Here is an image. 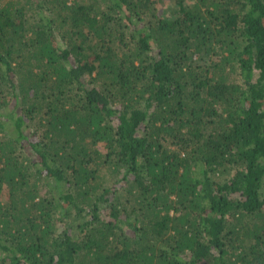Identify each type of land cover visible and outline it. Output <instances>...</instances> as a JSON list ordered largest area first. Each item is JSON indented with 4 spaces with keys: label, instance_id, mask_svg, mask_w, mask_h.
<instances>
[{
    "label": "trees",
    "instance_id": "trees-1",
    "mask_svg": "<svg viewBox=\"0 0 264 264\" xmlns=\"http://www.w3.org/2000/svg\"><path fill=\"white\" fill-rule=\"evenodd\" d=\"M0 0V264H264V0Z\"/></svg>",
    "mask_w": 264,
    "mask_h": 264
},
{
    "label": "rangeland",
    "instance_id": "rangeland-1",
    "mask_svg": "<svg viewBox=\"0 0 264 264\" xmlns=\"http://www.w3.org/2000/svg\"><path fill=\"white\" fill-rule=\"evenodd\" d=\"M195 0H186L185 5L190 6ZM160 12L165 18L173 19L180 13V8L175 0H161L159 4Z\"/></svg>",
    "mask_w": 264,
    "mask_h": 264
}]
</instances>
